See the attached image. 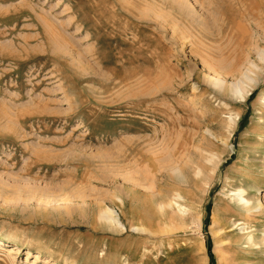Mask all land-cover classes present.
Instances as JSON below:
<instances>
[{
    "label": "rangeland",
    "instance_id": "1",
    "mask_svg": "<svg viewBox=\"0 0 264 264\" xmlns=\"http://www.w3.org/2000/svg\"><path fill=\"white\" fill-rule=\"evenodd\" d=\"M260 203L264 0H0V264H264Z\"/></svg>",
    "mask_w": 264,
    "mask_h": 264
},
{
    "label": "bare ground",
    "instance_id": "2",
    "mask_svg": "<svg viewBox=\"0 0 264 264\" xmlns=\"http://www.w3.org/2000/svg\"><path fill=\"white\" fill-rule=\"evenodd\" d=\"M209 78V77H208ZM212 78L216 81V82H218V83H224L225 81H223L222 80V78L220 77V76H218V75H216V74H214L213 73V75H212ZM221 85V84H220ZM175 173V172H174ZM138 185V184H137ZM132 191H133V189H132ZM242 191V190H241ZM130 192H131V190H130ZM135 192V191H134ZM134 192H132V193H134ZM135 194V193H134ZM133 194V195H134ZM130 195V194H129ZM130 197H132V196H130ZM237 198H241L242 200H244V201H246V203H248V200L246 199V198H244V196H243V194L241 193V194H239V197H237ZM118 201H120L122 204H123V201H122V199H119L118 198ZM139 202V201H138ZM259 202H260V200H259ZM140 203V202H139ZM251 205V204H250ZM252 206H250V207H245L246 209L245 210H252V209H250ZM262 210H264V204L263 203H260V206H259ZM248 212V211H247ZM260 214V213H259ZM259 214L258 215H256V216H258L259 217ZM263 215V214H262ZM104 220H106L108 223H110V224H113V225H119V227L121 228V229H123L124 227H126L125 226V224L123 223V221H122V218H121V216H120V214L119 213H117V212H115L114 210H112V209H108L107 211H105V212H103L101 215H100ZM112 225V226H113ZM129 226V231L131 232V233H136V234H143V233H141V231H145V232H147V233H149V234H151L152 233V235L154 234V232L153 231H147L146 229H144V228H141V227H139V226H137V225H128ZM162 233H164V232H162ZM146 234V233H145ZM161 235V234H160ZM134 236V235H133ZM155 238V237H154ZM154 240V239H153ZM9 241V240H8ZM16 243V242H15ZM263 245H264V239L262 240V242H261ZM0 244L1 245H6V246H10V245H8V244H6V242H3V241H1L0 240ZM11 244V243H10ZM17 244V243H16ZM13 245V244H12ZM18 245V244H17ZM14 246V245H13ZM1 247V246H0ZM147 262H148V260H147ZM144 263H145V261H144ZM146 264V263H145ZM148 264V263H147Z\"/></svg>",
    "mask_w": 264,
    "mask_h": 264
}]
</instances>
